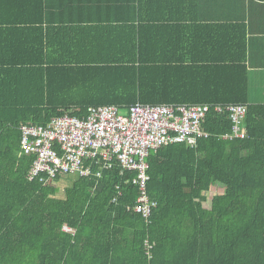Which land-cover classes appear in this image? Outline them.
I'll use <instances>...</instances> for the list:
<instances>
[{
  "label": "trees",
  "instance_id": "trees-1",
  "mask_svg": "<svg viewBox=\"0 0 264 264\" xmlns=\"http://www.w3.org/2000/svg\"><path fill=\"white\" fill-rule=\"evenodd\" d=\"M13 67L0 65V264H264V105L248 104L244 69L229 72L235 87L198 94L212 104L248 105L247 137L223 139L232 131L230 115L211 110L204 124L210 136L196 147L178 143L152 151L147 187L158 206L146 221L132 211L136 173L117 160L111 168L94 166L90 177L30 181L35 156L22 153L21 126H47L66 113L83 118L91 106L162 103L156 72L150 89L148 73L135 63ZM211 75L196 73L200 80ZM63 180L69 185L60 196ZM213 186L224 191L206 207Z\"/></svg>",
  "mask_w": 264,
  "mask_h": 264
},
{
  "label": "crops",
  "instance_id": "crops-1",
  "mask_svg": "<svg viewBox=\"0 0 264 264\" xmlns=\"http://www.w3.org/2000/svg\"><path fill=\"white\" fill-rule=\"evenodd\" d=\"M3 63L140 64L150 89L156 72L157 105L212 104L198 92L235 87L229 72L244 69L248 104L264 105V0H0ZM200 71L212 75L200 80Z\"/></svg>",
  "mask_w": 264,
  "mask_h": 264
},
{
  "label": "built area",
  "instance_id": "built-area-1",
  "mask_svg": "<svg viewBox=\"0 0 264 264\" xmlns=\"http://www.w3.org/2000/svg\"><path fill=\"white\" fill-rule=\"evenodd\" d=\"M127 110V114H122L115 105L91 106L83 118L66 113L47 126L23 124L22 153L35 156L29 180L47 184L59 176L90 177L94 166L111 168L117 160L124 170L136 173L133 184L138 187L139 196L132 211L149 221L158 206L149 196L147 187L148 158L152 151L178 143L196 147L200 138L210 136L204 124L211 110L230 115L232 131L223 135V139L247 137L246 104L136 103ZM97 176L100 177L101 172ZM65 230L74 232L68 227ZM145 245L151 258L153 245L149 240Z\"/></svg>",
  "mask_w": 264,
  "mask_h": 264
},
{
  "label": "rangeland",
  "instance_id": "rangeland-1",
  "mask_svg": "<svg viewBox=\"0 0 264 264\" xmlns=\"http://www.w3.org/2000/svg\"><path fill=\"white\" fill-rule=\"evenodd\" d=\"M121 113L122 114H127L128 110L127 109H123V110H121ZM68 185H69V181L68 180H63L61 183L58 184V186L60 188V196H63L64 191H65V189L67 188ZM223 191H224L223 188L216 187V186H213L209 191H207L206 194H207V196L209 198V201L205 204L206 207L210 206L211 200H212L214 195L220 194ZM239 193L240 194H244V190L243 189H239Z\"/></svg>",
  "mask_w": 264,
  "mask_h": 264
}]
</instances>
